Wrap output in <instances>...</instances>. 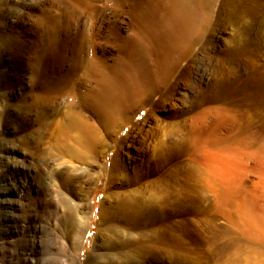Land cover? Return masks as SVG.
Segmentation results:
<instances>
[{"label":"rangeland","instance_id":"rangeland-1","mask_svg":"<svg viewBox=\"0 0 264 264\" xmlns=\"http://www.w3.org/2000/svg\"><path fill=\"white\" fill-rule=\"evenodd\" d=\"M215 1L214 18L224 19L212 32L215 55L198 47L191 82L176 76L127 122L111 125L80 107L79 91L95 81L102 59L116 64L121 39H133L134 3L0 0V187L8 176L22 181L6 167L10 151L13 162L50 165L72 199L42 235L34 232L29 206L20 215L30 229L11 243L0 223V264H10L29 241L44 244L41 257L53 246L50 258L64 264H264V8L248 42L241 41L237 70L220 54L235 43L227 3ZM13 56L38 62L18 71L10 67ZM80 58L86 66L76 69ZM68 74L74 77L63 96L39 97L42 77L58 85ZM209 83L216 88L204 91ZM216 91L219 98L204 104ZM71 113L84 127L64 133ZM72 207L77 222L86 220L78 250Z\"/></svg>","mask_w":264,"mask_h":264},{"label":"bare ground","instance_id":"bare-ground-1","mask_svg":"<svg viewBox=\"0 0 264 264\" xmlns=\"http://www.w3.org/2000/svg\"><path fill=\"white\" fill-rule=\"evenodd\" d=\"M77 1L79 2L77 3L79 4L78 7H81L83 4L86 7L89 5L85 3L84 0ZM131 1L136 8V10L133 8V11L135 10L132 12L133 23L128 29L129 35H131L133 39L129 41L121 39L118 45L121 56L116 64L110 65L109 62L107 63L106 59H102L101 66L103 69L101 68L102 70H100V64L98 65L92 62L94 66L98 65L99 67V69L95 67V69L97 68L98 75L94 78L95 81H93L89 87L86 86L84 90L82 89L79 91L81 98H79L80 107L90 109L92 112L102 115V118L105 117L108 119L111 125H114V123L119 125L123 122H127L131 113L142 107L149 98L162 94V90L167 87L176 76L178 80H186L187 83L188 81L191 82L192 80L190 78L194 68L192 63L195 61L196 49L199 47L209 55L219 50L218 43H215L213 40L212 32L217 31L219 25L222 24L221 20H224L221 17L217 20L214 18L215 0ZM239 1L244 2V0ZM263 1L264 0H250L251 4H249V2L246 4L247 2L240 3L235 0H225L228 7L226 8V17L228 16L226 22L233 28V42L235 44L231 40L234 47L231 46L223 50L220 54L222 56L228 54L230 64L237 70L242 69L243 65L240 56L237 55L238 48L243 46L241 45L242 40L247 43L250 39L252 34L251 29H254V26L257 25L259 21L258 14H260L262 8H264ZM118 6L122 8L123 4ZM231 13L233 17L230 19ZM240 49L239 51H241ZM80 53L82 55L85 54L84 50ZM13 59L14 62L12 64L10 63V67H15L18 71L27 72L29 68H32V65L35 63H33V61H36L37 57L33 58L34 60L27 58L26 61L20 57L14 58V56ZM83 61L84 59L81 58L75 61L74 66L76 69L86 66ZM184 62H187L186 66L180 69ZM74 72L75 71H73V73ZM202 73L206 74V69L203 70ZM72 74L63 77L61 82L58 80V85H52V81H49L45 76L42 77V81L44 80L46 83L39 97L44 100L46 98H51L50 96L53 94V96H61L73 80L72 78L74 75L72 77ZM219 86L222 87L221 84H219ZM211 88H216V85L209 83L204 91L210 92ZM218 98L219 94L218 91H216V94L213 96H204L203 103H211ZM76 114L71 113L68 115L67 125L62 128L64 133H66V130L68 131L75 127H84L82 117ZM55 133L56 132L51 133L54 138ZM44 137L45 135L43 134L42 138ZM15 154L16 153L8 151V155L5 156L7 162L6 167L10 175L14 173L21 174L22 181L17 183L16 180L8 176L10 181H7L0 187V223L3 227L2 233L4 238L8 243H11L10 240L15 236L22 234L24 229L29 228L28 222L26 224L25 221L22 220L23 216L20 215V212L27 206L30 207V212L32 214L29 217L34 232L37 235H42L44 231H48V228H51L52 215H54L55 212L58 213L64 203L68 204V202L72 200L70 198L71 196L69 197L68 194L64 192L62 184L60 183V185L57 186L55 183L56 176H53V170L50 165L45 163L43 166L42 163L35 167L32 165V167L31 165H26V161L28 160L26 158L22 160L24 163L19 164L12 161L16 158ZM58 174L62 175L63 173L60 174L58 172ZM14 196H17V199H15ZM24 200L27 201L28 204L25 205ZM72 209L71 214L69 212V215H73L70 216L69 227L77 240L74 245L75 250H78V240L80 234L85 231L86 220L81 217L77 222V210L75 207H72ZM56 242H58V240ZM43 245L42 243H35L34 241L31 245L29 241L27 247L25 246V248H22V253L17 252L10 256V264H64L62 260L56 261L50 258L49 252L52 253L53 246L49 247L47 254L46 252L44 253V257H41ZM29 246L32 247L28 248ZM45 248H47V246ZM62 255L65 256L66 261L69 260L66 254ZM77 258H75V261H78V259L80 261L81 258Z\"/></svg>","mask_w":264,"mask_h":264}]
</instances>
